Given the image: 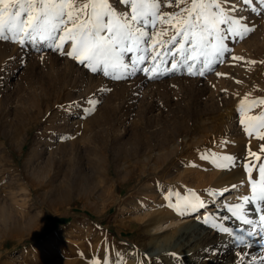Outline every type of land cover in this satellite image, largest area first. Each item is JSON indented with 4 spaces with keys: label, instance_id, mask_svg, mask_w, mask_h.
<instances>
[{
    "label": "rangeland",
    "instance_id": "374dc122",
    "mask_svg": "<svg viewBox=\"0 0 264 264\" xmlns=\"http://www.w3.org/2000/svg\"><path fill=\"white\" fill-rule=\"evenodd\" d=\"M225 7L236 8L232 15L255 30L243 39L228 34L230 52L203 76L189 75L184 66L171 70L181 62L179 54H170L179 43L162 49L169 54L160 57L165 63L155 78L137 71L115 79L120 71L92 72L48 42L0 40V264H241V257L243 264H261L264 234L239 244L235 236L258 229L228 208L251 195L247 166L259 164L258 154L264 158L258 150L264 128L249 136L241 123L264 105L240 111L246 96L264 99V3L228 0ZM178 10L175 0L160 9ZM165 28L168 35L157 39L167 41L175 34L170 25L147 26L150 33ZM70 50L65 43L63 52ZM141 54L126 53L125 62ZM146 55L137 68L151 66V53ZM90 100L97 101L91 113ZM220 115L228 116L226 123ZM228 184L237 191L221 201ZM197 197L210 204L179 211L170 206L185 198L195 204ZM244 211L259 220L254 203ZM206 217L214 219L205 223ZM173 218L175 226L151 229L154 221L165 226ZM190 222L198 229L180 238ZM215 241L226 242L222 255Z\"/></svg>",
    "mask_w": 264,
    "mask_h": 264
},
{
    "label": "snow or ice",
    "instance_id": "6c2138e0",
    "mask_svg": "<svg viewBox=\"0 0 264 264\" xmlns=\"http://www.w3.org/2000/svg\"><path fill=\"white\" fill-rule=\"evenodd\" d=\"M118 2L127 10H118L113 7L110 0H0V40H11L21 45L26 41L48 42L49 47L61 51V54L77 60L80 64H86L92 72L102 69L105 75L114 76V73L120 71L122 75H115V79L127 78L137 71H143L150 78H155L161 74L160 67L165 63L160 57L162 54H169L162 52L165 45L179 43V47L170 54L173 57L179 54L181 62L173 63L171 70L175 71L184 66L189 75L203 76L206 71L212 69L213 63L219 61L226 52H230L225 43V40L230 38L228 34H231L232 38L243 39L255 30V26L249 27L247 23H243V17L232 15L237 9L225 7L228 0H175L179 10L173 13L160 11L164 3L171 7L172 0H118ZM251 2L252 0H244L245 4ZM261 3H264V0H261ZM160 24L170 25L175 32L167 41L157 37L167 36L169 28L154 33L147 30L149 25L157 28ZM177 37L181 38V42H178ZM65 43H71V50L68 52H63ZM126 53L144 54L137 55L129 64L125 62ZM147 53H151V66L137 68V64H143L149 59ZM233 59L242 60L243 57ZM197 64H201V67L197 68ZM89 103L92 105L89 109L91 113L95 110L97 101L90 100ZM248 105L250 107L247 110L251 111V108L264 105V99L248 101L246 96L240 105L242 114ZM241 123L247 126L246 131L251 136L254 129L264 128V112L256 116L245 115ZM260 139H264V136H260ZM250 154L256 156L255 153ZM222 159L234 162L231 156H224ZM228 166L229 164H217V167ZM254 167L247 166L251 195L243 196L242 203L230 205L228 208L233 216L245 225L258 229L247 231L246 236H235V240L241 245L246 244V237L264 234V163L259 165L258 180L252 178ZM175 195L179 200V193ZM191 195L196 194L192 192ZM171 196L172 194H169V200ZM252 203L261 213L258 221L248 218L244 211L245 205ZM197 205L200 208L205 206L198 197L195 204L187 198L183 204L179 202L170 204L178 211L181 207L196 209ZM210 219L214 217H206L204 222L209 223ZM213 227L232 234V230L223 224L214 223ZM95 264H99V261ZM261 264H264V260Z\"/></svg>",
    "mask_w": 264,
    "mask_h": 264
},
{
    "label": "bare ground",
    "instance_id": "6f19581e",
    "mask_svg": "<svg viewBox=\"0 0 264 264\" xmlns=\"http://www.w3.org/2000/svg\"><path fill=\"white\" fill-rule=\"evenodd\" d=\"M258 72V71H257ZM229 111V110H228ZM261 112H264V107L261 109ZM222 114H224V113H222ZM229 114V113H228ZM225 116H227V115H220V117L222 118H220V120H223V122H225L226 120V118L224 119V117ZM228 117V116H227ZM226 123V122H225ZM18 128V127H17ZM217 129V128H216ZM16 132H18V131H16ZM262 146H264V145H262ZM262 146L260 147V149H258L259 151H262ZM256 148V147H255ZM256 154H258V153H256ZM257 157H259V159H257V161L259 162V164L258 165H256V167H255V169H254V171H253V176H252V178H255V177H257V176H259V174H258V168H259V165L261 164V162L262 163H264V158L263 157H261V154H258L257 155ZM256 157V158H257ZM257 162V163H258ZM26 164V163H25ZM0 168H1V166H0ZM3 168V167H2ZM1 168V171L3 170ZM109 171H110V168L108 169ZM235 187V186H234ZM232 185H230V184H228V185H226L225 187H224V189H222V190H220V195H219V198H221V197H224L221 201H223V200H228V199H231V198H233L234 197V194H233V192L232 191H237V187L236 188H234ZM251 187V186H250ZM234 188V190H232ZM245 188H246V186H245ZM248 189V188H247ZM235 193V192H234ZM208 204H210L209 202H207L206 203V205L205 206H207ZM206 210H207V208H206ZM203 213V212H202ZM220 214V213H219ZM204 215V214H203ZM197 217V215L194 217V218H196ZM190 220V219H189ZM199 221V220H198ZM187 223H188V221H186ZM203 222V221H202ZM175 223H177V221H176V219H171L170 220V222L167 224V225H165L164 226V222L163 221H160V220H156V221H154V224H153V226L151 227V229L152 230H155V231H157V232H160V231H162L166 226H169V225H173V226H175L174 224ZM198 225L199 224H197V223H195V222H190L189 224H187L185 227H183V228H181L180 230H179V237L181 238H183L185 235H187L188 234V229L189 228H192V227H195V228H197L198 227ZM206 226V225H205ZM201 228V227H200ZM150 229V230H151ZM193 229V228H192ZM198 229V228H197ZM202 229V228H201ZM193 231V230H192ZM208 232V231H207ZM196 233V232H195ZM191 234H193V233H191ZM205 234V233H204ZM203 234V235H204ZM177 236V235H176ZM195 236V235H194ZM193 237V236H192ZM202 237V236H201ZM178 240V239H177ZM190 240V239H189ZM194 240V239H193ZM196 240V239H195ZM182 241V240H181ZM183 242V241H182ZM185 243V245H189L190 243H187V242H184ZM215 243V246H214V250H216V251H218V255H222L223 254V252L225 251V250H227L228 248H226V242H223V244H221V245H219L216 241L214 242ZM193 244V243H192ZM191 244V245H192ZM244 249V251L246 252L247 250L248 251H250L249 253L251 254L252 252H254V250H250L251 249V247H249V246H245V248H242V250ZM189 250V249H188ZM229 260V259H228ZM228 260L226 261H224L223 262V264H230V262H228Z\"/></svg>",
    "mask_w": 264,
    "mask_h": 264
}]
</instances>
